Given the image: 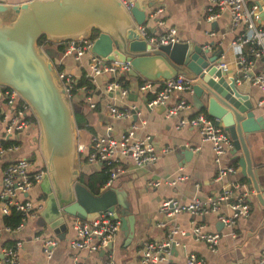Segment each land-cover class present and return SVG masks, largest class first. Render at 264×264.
<instances>
[{
    "label": "crops",
    "instance_id": "1",
    "mask_svg": "<svg viewBox=\"0 0 264 264\" xmlns=\"http://www.w3.org/2000/svg\"><path fill=\"white\" fill-rule=\"evenodd\" d=\"M9 2H21L24 0H8ZM257 0H247V4L256 3ZM160 6L162 12L149 17L150 9ZM207 0H162L152 7L146 8L145 26L149 32L160 33L169 27H175L180 40L193 41L205 46L209 44L210 51L221 50V58L227 63L229 75L237 74L240 78L239 84L244 92L256 104L255 114L264 117L263 93L257 85L248 78L240 77L241 73L235 63V50L232 40L235 38L240 27L234 28L230 21V13L227 9L221 10L219 15L213 19H207ZM89 54H85L80 60L71 55L56 58V63L61 64L62 70L71 73L75 79L79 78L87 67ZM55 62V58L53 59ZM53 62V64H54ZM55 66V64H54ZM56 67V66H55ZM255 68V69H254ZM57 69V68H56ZM254 70L264 71V61L257 59L254 62ZM252 70V69H251ZM137 78V84L131 83L130 75ZM140 74L132 73L131 69L119 75V81L130 87L125 97L106 89V82L110 79L107 74L97 76L93 81V96L95 107H89L78 92L75 101L86 106L88 112L93 111V118L87 117L86 125L78 128V142L89 147L91 137L95 134L110 132L119 135L131 124H136L135 135L137 138H145L151 142L159 153V158L150 164L137 166L126 158L119 159L116 164L117 176L109 186H112L120 198L129 202L130 212L134 215V233L130 240L120 228L111 247L107 250L87 251L74 249L70 240L74 235L70 223L73 217L65 216L68 228L63 237L59 236L48 226L41 211L45 206L46 194L40 182L36 183L29 191V196L43 201L42 208L38 214L31 216L19 229L6 231L0 235V248L9 245L15 240L22 241L20 264H100L105 259L112 257L113 264H139V249L146 240L162 238L171 226L177 225L186 230L183 235L176 234L179 241L173 246L172 259L174 264H184L186 253L195 252L201 257L200 264H258L264 251V206L258 203L255 190L249 192L247 179L241 171L238 163L240 151L233 152V146L225 155L226 164L236 167V172L227 173L222 180L216 179V165L210 143L202 141L201 135L196 128L184 126L177 128L176 123L180 114L167 116L166 106L149 107L147 101L157 90V85L150 90L141 91L138 84L142 80ZM126 82V83H125ZM158 84V83H157ZM184 98L191 103V113L197 111L191 102V92L174 91L171 93L168 104ZM116 105L124 108L134 105L131 116L128 118H113L108 107ZM199 111H203L199 110ZM184 114H187L184 111ZM89 115V114H88ZM111 129L108 130L107 127ZM34 133V131H33ZM248 145L252 160V169L258 175V183L264 186V130L253 132L249 135ZM181 145L187 149L179 150ZM199 146V149H195ZM165 147L170 148L168 152H162ZM31 148V154L27 150ZM84 150V151H85ZM192 153L187 155L185 152ZM28 155L35 164V168H46L44 157L39 146V127L35 120V140H26L20 150ZM33 152V153H32ZM84 161L81 172L90 173L101 168L103 163ZM11 154L7 155V158ZM80 172V174H81ZM181 176L175 184L161 183L157 186L149 182L153 180L172 179ZM257 180V178H256ZM239 182L241 185L234 190L235 193H245L250 209L247 215L237 218L235 225L228 228L218 218L219 212H229V207L221 203L217 210H207L201 213L182 211L176 215H162L159 212L161 202L168 197L174 196L181 201L188 202L194 198L206 201L208 197L216 194L224 184ZM105 186V185H104ZM119 209V206H117ZM170 217V218H169ZM161 221L163 225L159 224ZM204 225L208 230H218L221 237L215 251L207 244L194 237L190 230L191 222ZM3 216L0 212V223ZM41 237L55 238L56 244L52 248V254L47 257L42 250ZM182 245L183 248L179 247Z\"/></svg>",
    "mask_w": 264,
    "mask_h": 264
},
{
    "label": "water",
    "instance_id": "2",
    "mask_svg": "<svg viewBox=\"0 0 264 264\" xmlns=\"http://www.w3.org/2000/svg\"><path fill=\"white\" fill-rule=\"evenodd\" d=\"M160 1L134 0L128 9L121 0H0V85L14 88L37 120L40 151L46 163L41 182L46 199L41 215L61 237L68 228L65 216L90 220L102 211H112L120 218L128 240L134 233L129 203L112 186L93 193L79 180L84 161L79 158L74 115L80 112L88 117L89 112L68 96L53 64L61 52L48 45L85 38L92 32H96L93 53L105 60L129 61L131 72L145 79L174 77L183 65L189 69L188 75L194 78L193 106L222 122L232 139L233 152L240 151L238 163L247 188L249 192L255 190L258 203L264 206V186L251 167L248 145L250 134L264 130V117L255 114L257 106L236 81L237 74L229 75L227 68L217 67L224 61L221 50L210 51L188 40L159 46L147 43L137 25L145 23L146 8ZM256 4L258 22L264 25V0ZM42 36L43 46L38 43ZM185 112L192 114L189 109ZM181 149L187 148L181 145ZM111 245L109 242L108 247ZM179 247L183 248L181 244Z\"/></svg>",
    "mask_w": 264,
    "mask_h": 264
},
{
    "label": "built area",
    "instance_id": "3",
    "mask_svg": "<svg viewBox=\"0 0 264 264\" xmlns=\"http://www.w3.org/2000/svg\"><path fill=\"white\" fill-rule=\"evenodd\" d=\"M130 9L134 0H121ZM247 0H207V19H213L219 15L221 10L227 9L230 13V21L234 28L240 27L235 38L232 40L235 50V63L240 70V77L248 78L259 87L264 95V71L254 70V62L257 59L264 61V25L258 22L256 13L258 5L256 3L247 4ZM160 6L149 10L148 16L155 17L162 12ZM139 31L143 38L153 46L174 43L181 41L177 35L175 27H169L160 33L149 32L145 24H138ZM96 37V32L85 38L68 39L62 43L61 56L71 55L74 59L80 60L85 54H89L87 67L84 75L93 84L97 76L107 74L110 79L106 82V89L112 93L116 92L121 97H125L130 87L123 85L119 81V75L132 69L129 61L105 60L103 57L93 53L91 47ZM45 44L42 43L43 46ZM203 47H209L206 44ZM217 67L227 68L225 61L217 64ZM252 69V70H251ZM58 76L65 86L68 96L75 100L77 93L81 94L83 101L91 108L96 103L93 99V89L86 85L75 87V77L64 70H57ZM240 78L236 76V81ZM194 78L178 73L176 76L152 81L142 78L138 84L141 91L150 90L157 85L154 95L148 99L147 105L166 106V115L172 116L180 114L176 127L190 126L196 128L202 141L210 143L213 162L216 165V179L222 180L227 173L236 172V167L226 164L225 155L233 146L229 132L225 129L218 118H213L203 111L192 114H184L185 110L191 108V103L179 98L168 104L170 95L174 91H192ZM158 83V84H157ZM259 100V103L262 102ZM134 105L119 108L116 105L108 107L113 118H128ZM29 104L18 94V92L7 85H0V212L2 216L11 213L15 208L21 215L19 223L12 227L4 221L0 223V235L3 230L12 231L21 228L27 220L34 214H38L42 208L41 199L34 200L29 196L30 189L41 181L46 172V168H35L31 158L20 150L23 143L30 139L35 140V116ZM137 125L131 124L119 135H112L110 132L95 134L91 137L89 147L85 150V145L78 142L77 148L79 157L83 152L86 162L105 163L111 167V173L105 186H109L117 176L116 164L119 159L126 158L137 166H144L155 162L159 158V153L155 150L151 142L145 138H137L135 135ZM111 129L110 126L107 127ZM34 131V133H33ZM199 149V146H195ZM85 150V151H84ZM170 148L165 147L161 151L168 152ZM11 154L7 158L8 154ZM82 154V155H83ZM181 176L165 180H153L151 185L161 183L175 184ZM239 182L224 184L218 192L201 201L197 198L184 202L171 196L165 198L159 207L162 215H176L182 211L201 213L207 210H217L223 202L229 207V212H219L218 218L225 226L232 228L237 218L247 215L250 209L245 193H235L234 190L240 187ZM159 224L163 225L161 221ZM70 227L74 235L70 240L74 249H84L87 251L107 250L109 242L115 237L116 232L121 228V220L114 217L112 211H102L95 218L86 220L73 217ZM194 237L204 241L207 246L215 251L217 249L221 232L218 230H208L202 224L192 221L190 230ZM186 230L177 225L171 226L167 233L158 239L146 240L139 249V264H174L171 257L174 245L179 241L176 234L183 235ZM42 250L47 257L52 254V248L56 244L55 238L41 237ZM22 241L15 240L12 244L0 248V264H20ZM201 257L195 252L186 253L184 264H200ZM100 264H113L112 257L105 259ZM258 264H264V251Z\"/></svg>",
    "mask_w": 264,
    "mask_h": 264
},
{
    "label": "trees",
    "instance_id": "4",
    "mask_svg": "<svg viewBox=\"0 0 264 264\" xmlns=\"http://www.w3.org/2000/svg\"><path fill=\"white\" fill-rule=\"evenodd\" d=\"M44 42H45V37L44 36L40 37L38 43L42 44ZM48 45L49 46H55L59 52H61L62 46H63L62 43L52 44L51 42H48ZM54 64H55L57 70H62L61 64L56 63V58H55ZM82 85H86L90 89H94V85L90 83V81L87 79V77L84 75V73L79 78H77L75 80V87L76 86H82ZM203 112L206 113L205 110H203ZM74 116H75V120H76V124H77L78 128H81L84 125H86V123L88 121L86 115H84L80 112H75ZM35 120H36V118H35ZM111 167L112 166H107L105 163H103L101 168L97 171H93L90 173L81 172L79 180L83 184H85L91 192L98 193L100 191V189L106 184L107 180L109 179V176L111 173ZM20 219H21V215L18 212V210H16L15 208H13L11 210L10 214L3 216V221L5 223L11 225L12 227L16 226L19 223ZM9 243L12 244V241Z\"/></svg>",
    "mask_w": 264,
    "mask_h": 264
},
{
    "label": "rangeland",
    "instance_id": "5",
    "mask_svg": "<svg viewBox=\"0 0 264 264\" xmlns=\"http://www.w3.org/2000/svg\"><path fill=\"white\" fill-rule=\"evenodd\" d=\"M119 45V47L121 48V49H123V50H125V47H123V45H121V44H118ZM179 71L181 72V73H183V74H185V75H188L189 73H190V71H189V69L185 66V65H183V66H180L179 67ZM130 78H131V83H134V84H137V78L134 76V75H130ZM91 119L93 118V111L92 110H90V113H89V115H88ZM31 148H29L28 150H27V153L30 155L31 154ZM33 153V152H32ZM122 200L126 203H129L125 198H122ZM126 203V204H127Z\"/></svg>",
    "mask_w": 264,
    "mask_h": 264
}]
</instances>
